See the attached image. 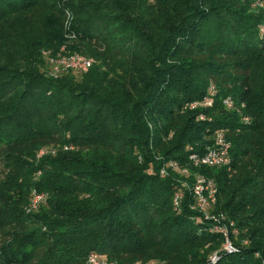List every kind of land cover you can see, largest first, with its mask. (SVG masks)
<instances>
[{
    "label": "trees",
    "instance_id": "1",
    "mask_svg": "<svg viewBox=\"0 0 264 264\" xmlns=\"http://www.w3.org/2000/svg\"><path fill=\"white\" fill-rule=\"evenodd\" d=\"M72 55L93 63L49 62ZM209 86L213 106L191 110ZM218 133L230 166L193 167ZM169 161L213 181L237 252L188 193L174 210L185 176H160ZM214 253L264 264V0H0V264Z\"/></svg>",
    "mask_w": 264,
    "mask_h": 264
},
{
    "label": "built area",
    "instance_id": "2",
    "mask_svg": "<svg viewBox=\"0 0 264 264\" xmlns=\"http://www.w3.org/2000/svg\"><path fill=\"white\" fill-rule=\"evenodd\" d=\"M68 18H71L67 14ZM69 22V21H68ZM70 22L65 25V28H69ZM49 62L54 66V70L57 72L58 67L62 69H72L74 71L86 72L92 65L93 61L80 55H72L70 57L62 56L60 58L50 57ZM216 95V89L213 86H209L207 95L198 103L190 105V109L195 108H211L213 106V98ZM231 100H225L223 102L225 108L231 106ZM202 119V117H200ZM244 122L247 120L244 119ZM230 143L227 142L220 133L214 139L212 147L207 148L203 154H190L188 161L193 167H211L222 168L230 166L229 156ZM168 171L175 173L179 176H185L184 180L179 181L180 188L175 192L172 199V205L176 212L180 211L181 202L185 193L192 199L190 209L192 212L198 215L200 222L209 223L212 228L211 231L221 235L223 238V245L221 252L225 254H231L237 252V248L233 243V238L237 236V230L231 223H228L226 217L223 214L215 213L214 207L217 201V189L213 181L200 176L195 175L191 178V182L188 179L191 177L189 171L186 169H180L178 164L174 161L167 162L159 171L160 176H167ZM32 203L28 211H34L37 205L42 201V196L35 193ZM219 254L214 253L210 257V263L214 264L218 262ZM85 264H114L104 256H98L95 254L90 255ZM138 264V263H137Z\"/></svg>",
    "mask_w": 264,
    "mask_h": 264
},
{
    "label": "rangeland",
    "instance_id": "3",
    "mask_svg": "<svg viewBox=\"0 0 264 264\" xmlns=\"http://www.w3.org/2000/svg\"><path fill=\"white\" fill-rule=\"evenodd\" d=\"M68 29V28H67ZM67 39H71V38H67ZM72 40V39H71ZM58 55V56H60V53H58V52H56V53H54V55ZM223 107L225 108V106H224V104H223ZM244 245V244H243Z\"/></svg>",
    "mask_w": 264,
    "mask_h": 264
}]
</instances>
